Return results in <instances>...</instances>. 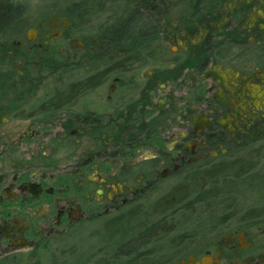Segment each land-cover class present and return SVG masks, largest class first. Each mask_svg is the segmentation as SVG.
Here are the masks:
<instances>
[{
  "label": "flooded vegetation",
  "instance_id": "flooded-vegetation-1",
  "mask_svg": "<svg viewBox=\"0 0 264 264\" xmlns=\"http://www.w3.org/2000/svg\"><path fill=\"white\" fill-rule=\"evenodd\" d=\"M0 7V264H264V0Z\"/></svg>",
  "mask_w": 264,
  "mask_h": 264
},
{
  "label": "trees",
  "instance_id": "trees-1",
  "mask_svg": "<svg viewBox=\"0 0 264 264\" xmlns=\"http://www.w3.org/2000/svg\"><path fill=\"white\" fill-rule=\"evenodd\" d=\"M5 9L6 8L0 7V26H2L6 22L7 18L9 17V14L8 12H6Z\"/></svg>",
  "mask_w": 264,
  "mask_h": 264
},
{
  "label": "rangeland",
  "instance_id": "rangeland-1",
  "mask_svg": "<svg viewBox=\"0 0 264 264\" xmlns=\"http://www.w3.org/2000/svg\"><path fill=\"white\" fill-rule=\"evenodd\" d=\"M241 205L240 206H237V207H241L242 206V203H240Z\"/></svg>",
  "mask_w": 264,
  "mask_h": 264
}]
</instances>
